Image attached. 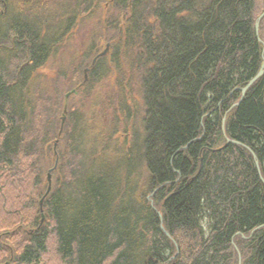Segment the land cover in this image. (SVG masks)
I'll return each mask as SVG.
<instances>
[{"label":"trees","instance_id":"obj_1","mask_svg":"<svg viewBox=\"0 0 264 264\" xmlns=\"http://www.w3.org/2000/svg\"><path fill=\"white\" fill-rule=\"evenodd\" d=\"M3 5L0 204L21 215L0 224L9 263L42 264L53 244L63 264H264V76L243 95L264 62V0ZM93 20L75 62L44 76Z\"/></svg>","mask_w":264,"mask_h":264},{"label":"rangeland","instance_id":"obj_2","mask_svg":"<svg viewBox=\"0 0 264 264\" xmlns=\"http://www.w3.org/2000/svg\"><path fill=\"white\" fill-rule=\"evenodd\" d=\"M51 1H53V0H51ZM0 8L3 10L4 5H3V7L1 6ZM263 14H264V11L261 14V16ZM260 17H258V20H259ZM261 21L262 20L259 21V27H260ZM78 24H79L78 25V28H76V30L73 31V33L71 35V38H70V41H68V44L66 45V47L67 48H70V49H68V51H66V54L58 55L54 59V62L53 63H50L49 66H47L42 71V73H43L44 76H48V77H52L53 76L54 77V75L60 71V70H58L59 69V65H61L63 62L65 63V61H68L69 60V62H71V63L73 62L74 63L75 61H73V57H72L73 56L72 54L75 53L74 50L79 49L78 47L80 45H81V48L87 47L88 44L91 42L92 35L95 33L94 30H95V27L97 26L96 25L97 24V21L96 20H93V21H88V22H84V23L82 21L81 24L80 23H78ZM106 45H108V43L107 44L106 43L101 44V46L99 48L100 49V52H103L106 49V47H107ZM110 50H111V47H110ZM110 50H109V52H110ZM70 60H72V61H70ZM75 71L73 70V68L68 69L67 72H66V76L62 80H58L59 82L61 81L60 82V85H61L62 90L67 91V89L70 88V90H71L73 88L72 81H70L71 82L70 83L69 80H71V75ZM84 78H85V74H84ZM113 80L111 82H113ZM70 90H69V92H67L65 94V96H64L65 98H66V95L68 93H70V92H72L73 90H76V89H73L71 91ZM98 91L104 92L103 89L102 90L101 89H98ZM72 95H74V94H72ZM71 97L72 96H70L69 99H68L67 106H68V103H69V100H70ZM0 203L2 204V197L1 196H0ZM1 204H0V224L4 223V225H5L9 221L13 222L15 219L17 220V219L21 218V215H20V217L17 216L15 219L14 218L7 217L8 216L7 211L2 208L3 206ZM23 215H24V213H23ZM26 215L27 214L24 215V218L26 217ZM15 227H16V229H14V230H17V229H19L22 226H21V224H17ZM22 228H23V230H25V232H29L28 230H32V228L27 227V226H25V228L24 227H22ZM3 237L4 236L1 235L0 240H2ZM2 243L4 244V248L7 251L6 252V254H7L6 258L7 257L9 258V256H10L11 259H13V256H12V253L13 252H12V250H10V249H13V247H14L13 243L11 241L5 243L4 240H2ZM1 253L2 252H0V255H1ZM8 258L5 259V257H4L3 258L4 260H1L0 261V264H11V263H9V261H11V260L8 259ZM42 264H63L60 261L59 256L55 252V249H54L53 244L50 245V247H49V253H48V255L44 256V258L42 260Z\"/></svg>","mask_w":264,"mask_h":264},{"label":"water","instance_id":"obj_3","mask_svg":"<svg viewBox=\"0 0 264 264\" xmlns=\"http://www.w3.org/2000/svg\"><path fill=\"white\" fill-rule=\"evenodd\" d=\"M264 17V14L259 18L258 20V23L259 21ZM257 30L259 29V24H257L256 26ZM110 44L107 45L106 49L104 50V52H102L98 57H96L93 62L91 63V68H93L95 66V63L97 61V59L99 57L102 56H105L106 54L110 53L109 50H110ZM262 68H261V71L259 72V74L254 78L252 79L249 84L247 85V87H245L243 89V95L246 93V91L250 88V86H252L257 80H259L261 78V76L263 77L264 76V62H263V65H261ZM87 72L88 70L85 71V81H87L88 77H87ZM76 93V90H73L72 92L68 93L66 95V98H65V107L64 108V114L62 116V123H61V129H60V133H59V136L62 135L63 133V128L65 126V123H66V120H67V102H68V99L70 96H72V94H75ZM238 106V105H237ZM58 142L59 141H56L55 143V146H54V151H55V156H56V165L54 167V169L50 170V172L48 173L47 175V184H48V188H47V191H46V194L45 196L41 199L40 201V210H41V224H43L44 220H45V215H44V209H43V204H44V200L45 198L50 194L51 190H52V184L54 183L53 182V177H52V172L53 170H55L57 168V165H58V160H59V157H58V152H57V146H58ZM228 143H236V142H232L231 140H228Z\"/></svg>","mask_w":264,"mask_h":264},{"label":"bare ground","instance_id":"obj_4","mask_svg":"<svg viewBox=\"0 0 264 264\" xmlns=\"http://www.w3.org/2000/svg\"><path fill=\"white\" fill-rule=\"evenodd\" d=\"M2 11H3V10H2ZM263 18H264V17H263ZM263 18H262V19H263ZM262 19H261V20H262ZM257 24H259V23H258V20H257ZM257 24H256V26H257ZM257 31H258V33H259V29H258ZM103 52H104V51H103ZM101 53H102V52H101ZM101 53H99L96 57H98ZM108 54H109V53H108ZM108 54H106L105 56H107ZM101 56H102V55H101ZM96 57H95V58H96ZM102 57H104V56H102ZM95 58H94V59H95ZM99 58H100V57H99ZM99 58H98V59H99ZM94 59H93V60H94ZM98 59H97V60H98ZM93 60H92V62H93ZM96 62H97V61H96ZM95 64H96V63H95ZM90 69H91V65H90V68H89V69H86V70H88V72H89ZM86 70H85V71H86ZM88 72H87V74H88ZM87 77H88V75H87ZM87 81H88V79H87ZM84 82H86V81H85V78H84ZM82 85H84V83H83ZM244 95H245V94H244ZM65 103H66V102H65ZM64 107H65V105H64ZM67 107H68V106H67ZM68 108H69V107H68ZM68 108H67V112H68ZM63 114H64V112H63ZM59 133H60V132H59ZM47 188H48V187H47ZM45 194H46V193H45ZM44 196H45V195H44ZM44 196H43V197H44ZM240 257H241V255H239V264H241V262H242V260H241Z\"/></svg>","mask_w":264,"mask_h":264}]
</instances>
